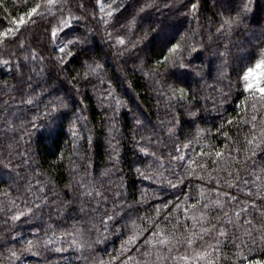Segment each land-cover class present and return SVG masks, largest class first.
Segmentation results:
<instances>
[{
  "label": "trees",
  "instance_id": "16d2710c",
  "mask_svg": "<svg viewBox=\"0 0 264 264\" xmlns=\"http://www.w3.org/2000/svg\"><path fill=\"white\" fill-rule=\"evenodd\" d=\"M255 61L264 0H0V264H264Z\"/></svg>",
  "mask_w": 264,
  "mask_h": 264
},
{
  "label": "rangeland",
  "instance_id": "374dc122",
  "mask_svg": "<svg viewBox=\"0 0 264 264\" xmlns=\"http://www.w3.org/2000/svg\"><path fill=\"white\" fill-rule=\"evenodd\" d=\"M180 36V35H179ZM29 38V36L27 37ZM257 65H260L259 62H253L251 65H244V74L248 75V83L250 85H253L259 89H262L261 87V67H257ZM252 70L250 73H249V70ZM72 170V168H70Z\"/></svg>",
  "mask_w": 264,
  "mask_h": 264
},
{
  "label": "snow or ice",
  "instance_id": "6c2138e0",
  "mask_svg": "<svg viewBox=\"0 0 264 264\" xmlns=\"http://www.w3.org/2000/svg\"><path fill=\"white\" fill-rule=\"evenodd\" d=\"M120 43L123 44L124 41L121 40ZM261 66H264V65H257V67H261ZM251 71H252V70L250 69V70H249V73H250ZM244 79H245V80L248 79V75H247V74L245 75ZM249 87H251V85H249ZM260 91H261L262 93H264V89H260Z\"/></svg>",
  "mask_w": 264,
  "mask_h": 264
}]
</instances>
